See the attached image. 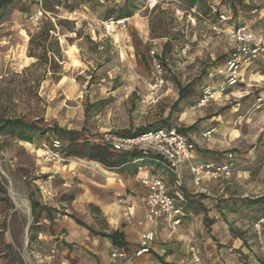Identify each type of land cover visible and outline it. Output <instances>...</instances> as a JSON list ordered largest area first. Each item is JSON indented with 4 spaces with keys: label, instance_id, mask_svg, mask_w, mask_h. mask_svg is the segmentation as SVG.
<instances>
[{
    "label": "rangeland",
    "instance_id": "obj_1",
    "mask_svg": "<svg viewBox=\"0 0 264 264\" xmlns=\"http://www.w3.org/2000/svg\"><path fill=\"white\" fill-rule=\"evenodd\" d=\"M33 1L13 0L0 13V121L20 118L42 128L58 124L83 130L91 141L102 140L105 133L122 134L160 124L165 119L176 130L198 122L195 130L184 133L200 145L221 140L226 147L217 150L216 158L210 153L203 154V158L221 164L220 156L227 153L226 162L232 161L233 165L228 177L211 179L208 191L212 196L188 192L186 209L192 208L197 214L199 209H218L234 236L243 241L234 250L238 260L242 264H264V226L261 231L252 226L262 212L235 204L240 199L264 195L263 124L261 131L246 124L259 111L250 107L236 112L232 104L221 108L215 103L199 105L203 86L216 79L214 69L224 62L229 49L225 38H215L211 15L204 14L202 9H189L184 0L163 6L157 3L154 7L149 6L148 0H133L134 6L124 17L128 18L127 27H117L108 33L103 21L116 19L114 15L107 17L110 4L101 0H46L48 10L64 19L66 26L58 34L62 53L60 73L52 74L45 73L43 66L34 65L36 59L28 56L29 40L39 21L30 18L36 10ZM231 1L227 0V4ZM133 16L136 18L132 19ZM139 17L145 18V25L134 22ZM165 32L167 36H162ZM167 41L169 44H165ZM152 49H157L165 68L166 83L157 91L152 89ZM177 82L183 86L193 83L191 94L178 104ZM218 114L238 128L241 134L238 142H230V137H203L208 127L215 126L213 117ZM53 137L61 138L48 132L34 136L33 142L26 144L16 135L0 132V264H48L58 253L60 241H40L36 221L30 223L24 207L17 208L11 198L13 192L23 198L28 187L43 185L48 174L41 171L50 164L43 162L38 154L41 144ZM65 164L75 167L72 168L75 173L63 179L67 186L58 194L64 213L68 209L76 214L71 201L77 193L75 186L85 179L78 174V167L116 170L127 178L141 169L153 174L168 173L166 179L170 183L176 176L154 160L140 159L129 166L106 168L97 161L68 157ZM182 177L186 184L191 183L190 171L182 173ZM78 187L79 191L81 187ZM204 198L206 204L201 206L200 200ZM206 218L203 223L208 232L213 220Z\"/></svg>",
    "mask_w": 264,
    "mask_h": 264
},
{
    "label": "crops",
    "instance_id": "obj_2",
    "mask_svg": "<svg viewBox=\"0 0 264 264\" xmlns=\"http://www.w3.org/2000/svg\"><path fill=\"white\" fill-rule=\"evenodd\" d=\"M225 8L229 21L223 27H227L231 23L245 22L250 30L264 32V0H232ZM134 18L136 16H133L132 19ZM139 18L134 22L145 25V18ZM211 20L212 29L213 24L216 23V17L212 14ZM215 38H225L229 43L227 56L224 62L218 64L214 69L213 74L216 79L210 83L213 87H219L221 79L215 75V71L225 64L231 52L232 43L226 33L220 36L215 34ZM241 76L240 84L232 89L236 93V97L231 94H220L211 103L217 104L220 108L232 104L236 112L241 109H249L255 99L264 94V53H260L256 59L247 63L241 72ZM263 118L264 111L256 112L246 121V124L249 128L254 127L253 129L256 131L259 128L261 131L264 128ZM213 119L216 122L215 126L207 128L215 129L212 137H230V142H238L241 134L238 128L232 127L233 121L224 120L221 114L214 116ZM260 124H263V128ZM187 137L195 143V150L191 158L195 164L214 162L212 158L206 157L204 159L203 154H214L213 157L216 158L217 150L222 151L226 148L221 140H218V143H210L205 146L200 145L192 137ZM26 144L30 143L26 142ZM198 148L200 149L199 152L197 151ZM227 155V153H223L222 156L219 155L222 157L220 160H223L222 163L227 161ZM75 164L77 165L78 162ZM69 165L64 164L60 173L55 172L51 165L43 167L41 172L47 173L48 176L40 188L37 185L28 187L24 190L26 196L23 198L16 192H13L11 196L17 208L24 207L23 211L28 214L30 223L36 221L39 226L37 232L40 241L47 242L49 239L60 241L58 253L53 262L48 264H120L119 260L111 259V250L120 248L129 255H133L138 247L140 234L144 227L154 230L156 239L149 253L133 257L136 264H160L158 257L173 264H183L188 259L189 246L193 241H197L199 244L196 245L203 257L202 264H242L234 250L240 248L243 241L240 237L234 236L229 224L221 217L218 209L209 211L206 208L204 210L199 209L198 214L192 208L189 211L184 210V207L188 205V192L212 196L208 191L212 180L206 176L197 185L193 179L190 180V184L184 182L182 173H186L187 170L190 171L187 163L182 166L180 174L175 176L173 183L166 179L168 173L164 175L153 174L141 169L127 178L125 174L116 170L107 171L94 167L85 170L78 167V174L85 179L75 186L77 193L71 201L72 211L76 214L69 213L68 209H64L67 212L64 213L60 207V204L63 205V203L58 199L61 189L67 186V182H64L63 179H66L68 174L75 173L72 171V168L75 167H68ZM142 175L160 176L165 180L184 211L182 223L179 226L174 229L170 228L167 219H159L151 224L145 221V211L141 202L145 188L139 182ZM178 178L180 184L177 183ZM78 186L81 187L79 191ZM200 202H202L200 203L201 206H205L206 199H201ZM69 215H74L82 220L93 231L78 224ZM204 216L213 220L208 232L203 223ZM116 231L123 234V246H117L111 239L97 234V232L110 234Z\"/></svg>",
    "mask_w": 264,
    "mask_h": 264
},
{
    "label": "built area",
    "instance_id": "obj_3",
    "mask_svg": "<svg viewBox=\"0 0 264 264\" xmlns=\"http://www.w3.org/2000/svg\"><path fill=\"white\" fill-rule=\"evenodd\" d=\"M38 1L36 11L30 16L31 20L38 21L48 16ZM102 1V0H101ZM149 6L154 7L158 0H148ZM211 14L216 17V23L212 30L220 36L226 33L232 43V49L225 64L215 71V75L221 79L219 87L210 84L203 86L199 105L204 106L214 101L220 94H231L234 87L242 81L241 72L245 65L256 59L260 53H264V32L250 30L245 22L228 23L229 16L226 12L220 11L216 3L210 5ZM256 12V11H255ZM128 18H109L103 21V25L108 33L116 31L117 27L126 28ZM264 22V15H263ZM151 65L154 71L152 89L159 90L166 83L165 68L159 57L157 49L150 51ZM252 110L264 111V94L258 96ZM214 128H209L203 132L205 138L213 135ZM102 141L117 151H142L144 154H152V160L161 163L166 169L178 176L182 166L187 163L193 182L197 185L206 176L208 179H222L231 174L232 161L225 163H193L192 153L195 150V143L187 135L178 132L176 129H157L135 135H121L117 133H105ZM64 141L59 137H53L48 142H43L40 147V158L43 162L50 164L57 173L62 171V167L68 160L64 154ZM232 158V154H229ZM140 184L145 188V193L141 196V202L145 211V221L148 224L159 219H167L170 228H176L182 223L184 216L183 208L178 204L176 197L170 191L165 180L160 176L142 175L139 178ZM177 183L180 184L178 178ZM255 230L261 231L264 226V216L259 217L252 223ZM156 239L155 231L144 227L140 234L138 247L133 255H129L120 248H113L110 252L111 259L119 260L120 264H136L133 257L149 253L153 242ZM203 257L196 244H190L187 261L183 264H202Z\"/></svg>",
    "mask_w": 264,
    "mask_h": 264
},
{
    "label": "trees",
    "instance_id": "obj_4",
    "mask_svg": "<svg viewBox=\"0 0 264 264\" xmlns=\"http://www.w3.org/2000/svg\"><path fill=\"white\" fill-rule=\"evenodd\" d=\"M105 4H110V8L107 10V17L114 15L116 19L124 18L128 16L130 8L134 6L133 0H102ZM174 0H159L158 6H163L164 4L173 2ZM189 9L198 8L202 9L204 14H210V5L216 3L220 11L226 12L227 0H184ZM13 2V0H0V13L4 11L8 6ZM34 5L36 9L38 7V1L34 0ZM42 8L51 13V16H45L38 21V27L36 31L31 34L28 46V56L36 59L34 65L43 66L45 73L52 72V74L60 73L62 53L59 41V35L62 32L63 28H66L64 25V19H59L60 17L56 12L48 10L46 0H42ZM59 7L57 2L56 8ZM36 11V10H35ZM68 24L72 22L67 21ZM150 25L153 27V21L150 22ZM72 27H69V29ZM167 32L162 36H167ZM161 36V37H162ZM169 42L167 41V43ZM180 91V98L176 102L182 101L184 98L188 97L191 94L193 83H188L187 85H181L180 82H177ZM198 122L193 124L188 128H178V132H181L186 135L187 131L195 130L197 128ZM174 128L169 122L168 119H165L163 122L157 125H151L150 127H140L134 131H125L120 133L121 135H135L146 132L148 130H157V129H172ZM175 129V128H174ZM0 132L9 133L16 135L20 140L26 142H33L34 136L46 134L52 132L61 136L65 143L64 154L66 157H77L83 158L91 161H97L101 163L106 168L114 167H125L129 166L136 160L142 159L145 162L149 160L153 161V155H146L142 151L132 150V151H117L112 149L109 145L104 143L102 140L91 141L84 135V131H78L76 129H67L55 124L46 128L39 127L34 122H26L20 118L14 119H4L0 121ZM235 203L236 205L243 206L245 208H255L261 210L262 216H264V195L256 198H244ZM34 208V203H33ZM186 210V207H184ZM72 217L78 224L86 227L87 229L93 231L85 222L78 219L74 215H69ZM261 217V216H260ZM206 220H209L206 218ZM98 235L106 237L112 240V242L117 246H123L124 238L123 234L116 231L110 234L97 232ZM160 264H173L166 262L161 257H158Z\"/></svg>",
    "mask_w": 264,
    "mask_h": 264
},
{
    "label": "bare ground",
    "instance_id": "obj_5",
    "mask_svg": "<svg viewBox=\"0 0 264 264\" xmlns=\"http://www.w3.org/2000/svg\"><path fill=\"white\" fill-rule=\"evenodd\" d=\"M151 1H156V0H151ZM25 36H26V38H29V36H28V34L27 33H25Z\"/></svg>",
    "mask_w": 264,
    "mask_h": 264
}]
</instances>
